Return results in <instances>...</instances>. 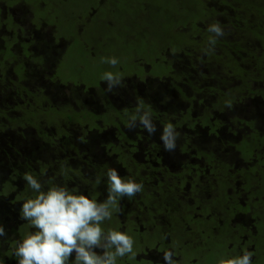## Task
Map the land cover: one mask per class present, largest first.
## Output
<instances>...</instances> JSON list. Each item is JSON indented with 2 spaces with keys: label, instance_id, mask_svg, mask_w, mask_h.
I'll list each match as a JSON object with an SVG mask.
<instances>
[{
  "label": "trees",
  "instance_id": "16d2710c",
  "mask_svg": "<svg viewBox=\"0 0 264 264\" xmlns=\"http://www.w3.org/2000/svg\"><path fill=\"white\" fill-rule=\"evenodd\" d=\"M215 2L216 6L204 8L203 19L207 14L218 16L212 22L219 23L225 34L213 45L210 43L213 34L207 33L205 24L203 29L204 20L195 22L194 34L198 35L193 36L191 28L184 30L187 41H177L181 45H174L176 48L171 42V48L165 49L170 59L169 73L155 78L161 91L143 101L135 97L136 103L120 107L113 105L117 100L108 95L110 91H103L106 101L114 102L107 111L100 112L108 114L110 121L118 109H128L125 111L128 118L122 124L117 123L124 139L116 131L117 138H112L114 129L103 126L101 121L96 123L105 128L104 138L99 137L101 129L94 125L83 130L80 124H88V120L76 119L82 109H75L70 103L66 111L72 110V115L46 111V105L43 109L37 108L39 118L33 123L30 118L33 112L18 90H15L18 101L13 99L9 104L5 98L1 99L0 110L4 111L7 106L5 112L9 116H0V139L6 136L0 144L3 149L0 162L5 163L6 172L13 177V172H21L22 163L29 174L44 179L60 173V169L67 175L65 181H60L61 186L74 188L98 202L108 197L109 168L116 169L122 178L142 183L141 192L118 199L119 211L113 208L111 219L105 222L107 231L109 227L120 232L124 228L132 229L142 239L143 250L137 257L153 250L162 254L171 251L173 261L192 264L201 260L202 255L206 258L211 249L212 256L216 257L223 246L237 243L238 235L233 232L236 229L241 233V226L230 224L229 216L242 210V201L249 198L253 189L258 199L255 205L262 202L264 195V8L244 7L239 1L230 3V7ZM45 57L44 61L48 62L46 53ZM47 87L49 90L40 86L28 90L27 100L36 95L48 100L58 97V90L49 84ZM85 95L82 94L81 99L85 103L83 110L89 113L86 117L98 115L97 106L89 109ZM141 102L143 109L137 111ZM17 105H21V110L14 112ZM145 112L151 113L156 128L152 134L139 120ZM23 115L29 117L22 118ZM132 116L137 120L130 128ZM62 123L64 125L59 126ZM168 123L179 133L174 151H166L161 139ZM52 126L61 131L57 143L53 140ZM11 131L21 137L22 144L7 136ZM86 132L92 137L88 149L76 146L77 140L72 138L81 141L84 139L81 134ZM32 134L36 137L34 141L30 139ZM111 138L112 143L106 141ZM26 139L28 144L25 145ZM30 144L50 153L49 157L44 154L47 158H41ZM36 163L40 170L42 165L44 169L38 171ZM17 178L23 189L29 187L23 176ZM81 181H85L82 188ZM5 184L9 186L8 182ZM45 186L47 190L51 185L46 182ZM30 191L29 187L13 193L10 201L23 204L25 199L35 195ZM259 233L263 237V233ZM145 234L150 245L143 237ZM183 251L188 254L187 261L183 260ZM193 252L197 254L192 256ZM74 259L73 255L72 261ZM157 262L154 263L168 264L167 261Z\"/></svg>",
  "mask_w": 264,
  "mask_h": 264
},
{
  "label": "rangeland",
  "instance_id": "374dc122",
  "mask_svg": "<svg viewBox=\"0 0 264 264\" xmlns=\"http://www.w3.org/2000/svg\"><path fill=\"white\" fill-rule=\"evenodd\" d=\"M217 1L219 5L228 7H230V3L233 5L235 1H239V4L244 7H253L259 10L264 8V0ZM209 6H216L215 0H2L0 1V14L2 15L0 18H5L6 21L4 25L0 26V47L5 45L3 49L0 48V51L2 50L0 63L2 66L5 63L3 71L5 72L6 69V76L0 78V101H3L1 100L3 98L9 104L14 100L18 101V95L15 94V90H18L20 95L25 97V104L29 105L33 112L30 116L33 123H36L39 118V109H43L46 105H48L46 111H56L61 115L66 112L67 115H72V110L66 111V105L70 103L73 108L82 109L76 119L80 120L85 117L88 120V124H80V127L84 128L83 130L94 125L101 129L99 133L102 134H98L99 137L104 138L103 130L105 128H101L96 123V121H101L103 126H110V129H114L110 135L112 138L115 137L116 131L121 139H124L117 123L122 124L128 118V114L125 112L128 109L121 108L124 111L118 109L113 113L112 121L115 122L113 125L108 124V122H112L109 120L108 114L100 113L107 111L110 104H113L111 101H105L106 93L102 95L103 91L108 92V81L102 77L106 72L120 76L121 82H113L111 94L107 93L111 95L112 99L117 100L113 104L116 107L129 102L136 103L135 97L142 98L143 101L150 98V94H157L161 89L156 85L157 79L155 78L165 76L170 70V59L165 53V49L171 48L172 45H181L178 42L185 43L187 37L184 36V30L191 28L190 33L194 34L196 31L195 22L198 20H204L202 24L203 26L205 24L206 29L205 26L203 29L208 30L213 19L218 18V16L213 17L207 14V18L203 19V10ZM195 35L198 34L193 36ZM173 40L176 42L173 43ZM45 53L48 62L42 58ZM113 58L118 61L116 65H111L108 62ZM46 63H49L50 66L42 68ZM26 69L27 71H25ZM1 71L2 68H0ZM48 84L54 90H58L56 91L58 97L48 100V98L36 95L32 100H27L28 90L37 86L43 87V90H49ZM82 94L88 96L89 109L92 110L94 106H97L96 114L98 115L90 114L89 118L86 117L89 113L87 110H83L85 103L81 99ZM21 105L23 104L21 103ZM21 105H17L13 109L14 112L20 111ZM33 107L39 109L35 111L32 109ZM5 108L4 111L0 110V116L8 118ZM145 110L147 109L145 108ZM45 113L47 114V112ZM25 115L22 118L29 117ZM63 125L64 123L59 126ZM51 129L53 130L52 135L55 136L53 140L57 143L61 131L53 126ZM11 132L13 135L9 133L11 135L7 136L16 138V141L18 140L17 142L22 144L21 137L13 131ZM90 132L81 134L84 138L81 140L82 142L80 139L71 138L77 140L76 146L79 144L80 147L85 146L88 149L89 140L92 138L89 137ZM5 137L2 135L0 144ZM112 138L106 141L112 143ZM127 138L125 137V139ZM30 139L32 141L36 139L34 134ZM26 144H28L27 139ZM30 145L31 147L35 146ZM34 148L41 158L49 157L50 153L44 152L37 145ZM2 152L3 149L0 147V156ZM44 154L48 156L45 158ZM4 165L5 163L0 162V224L3 225L7 235L0 237V264H18V257L15 256L16 247L27 234L35 231V228L29 221L21 219L22 204L10 200L13 193L29 189V187L23 189L21 181L17 178L24 177L28 172L21 163L19 165L21 172H13V177H11L9 172H6L7 167L3 168ZM36 166L38 171L44 169L42 165L40 170L38 163ZM59 171L61 172L56 173L55 176L52 174L44 179L41 176L34 177L41 183L45 182L42 184L43 187H46V182H49L51 186L60 185V181H65L67 175L62 170L59 169ZM14 178L16 180H13ZM87 178L91 179L89 176ZM3 180L5 183L8 182L9 186L2 183ZM84 184L85 181H81L80 188ZM70 190L77 192L74 188H70ZM30 192L33 190L31 189ZM33 194L35 193L33 192ZM28 196L30 195L28 194ZM106 220L102 224L105 231H107ZM108 230L114 229L109 227ZM259 230L264 231V226H261ZM121 231L133 238L135 255H126L124 256L126 258L118 259L116 264H156L154 262L158 260L165 261L164 254L157 252L147 253L146 256L142 252L143 254L137 257L139 255L137 253L143 250L141 248L142 239L135 235L132 229L124 228ZM146 236L145 234L143 237L150 245V240ZM8 246H10L9 251L7 250ZM181 254L183 260L187 261V252L183 251ZM196 254L193 252L192 256ZM220 254L216 253L217 256L213 257L211 249L206 253V258L202 255L201 260L197 259L192 264H220V260L223 258V255L220 256ZM257 261V264H262V258Z\"/></svg>",
  "mask_w": 264,
  "mask_h": 264
},
{
  "label": "clouds",
  "instance_id": "9594fccd",
  "mask_svg": "<svg viewBox=\"0 0 264 264\" xmlns=\"http://www.w3.org/2000/svg\"><path fill=\"white\" fill-rule=\"evenodd\" d=\"M208 31L212 33L210 43L215 45L217 38L225 33L219 23H213ZM111 65L118 61L111 59ZM102 79L107 80V90L113 89V82H121L119 75L106 72ZM231 105H229L230 107ZM143 107L142 102L137 111ZM150 112L139 117L140 123L150 133L156 131ZM137 117L132 116L128 127H134ZM179 133L173 124L168 123L161 139L166 151H174ZM108 197L98 202L88 195L68 189L66 186L52 185L44 190L42 183L32 174L25 173L24 179L35 193L25 199L21 208V219L30 222L35 231L27 234L18 243L15 256L18 264H116L117 258L135 255L134 240L126 232L108 230L102 227L106 219H111L112 209L116 208L118 199L123 196L132 197L143 190L142 183L130 178H122L118 171L109 168ZM99 182V178L97 179ZM7 233L0 224V237ZM96 249H101L97 251ZM253 253L245 251L242 256L222 260L220 264H252ZM173 252L166 251L164 260L168 264H178L172 259Z\"/></svg>",
  "mask_w": 264,
  "mask_h": 264
},
{
  "label": "flooded vegetation",
  "instance_id": "af4514ba",
  "mask_svg": "<svg viewBox=\"0 0 264 264\" xmlns=\"http://www.w3.org/2000/svg\"><path fill=\"white\" fill-rule=\"evenodd\" d=\"M0 9H1V7H0ZM5 13L8 14V12H5ZM1 16L2 15L0 14V17ZM5 21H6L5 18L4 19L0 18V26L4 25ZM1 47L3 49L5 47V45H3ZM8 49H9V46H8ZM42 58L44 60L46 58L45 55H43ZM4 66H5V63L3 64V66L0 63V68H2V71L0 72V78L6 76V71L5 72L3 71ZM48 66H49V64H48ZM48 66H47V64H45V65H43L42 68L45 69ZM25 71H27V69ZM88 103H90L89 99H88ZM115 103H116V101H115ZM110 130H112V129H110ZM262 185L264 186V184H262ZM260 188L261 187H259V189ZM250 192H252L251 193L252 195L249 194L250 195L249 198H247V200L244 202L242 201V210L235 212L233 215L229 216V223L230 224L241 226L240 227L241 233H239L238 230H236V229L234 230L233 234L238 235V242L237 243H229V244H227V246L222 247V252H221L220 256L223 255V258H221L220 262L223 259L227 260L228 258H231V257L242 256L245 251H250L253 253L252 257L250 258L252 261V264H257L258 263L257 260H259L261 258H262L261 263L264 264V231L259 230L261 226H264V195L261 197L262 202L257 206V205H255V201H258V199L253 194V192H255V190L253 189V191H250ZM230 224H228V225H230ZM140 230H141V228H140ZM259 231L261 233H263V237L261 236ZM216 243L219 244V242H216ZM9 247L10 246H8L7 249H10ZM153 252H156V251L153 250ZM159 253H161V252H159Z\"/></svg>",
  "mask_w": 264,
  "mask_h": 264
}]
</instances>
